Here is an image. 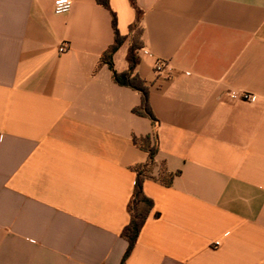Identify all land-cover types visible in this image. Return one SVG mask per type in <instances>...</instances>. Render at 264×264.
Here are the masks:
<instances>
[{
	"label": "crops",
	"instance_id": "obj_1",
	"mask_svg": "<svg viewBox=\"0 0 264 264\" xmlns=\"http://www.w3.org/2000/svg\"><path fill=\"white\" fill-rule=\"evenodd\" d=\"M71 1L0 0V264H122L139 171L154 207L124 264H264V0H109L156 122L102 61L111 11Z\"/></svg>",
	"mask_w": 264,
	"mask_h": 264
},
{
	"label": "trees",
	"instance_id": "obj_2",
	"mask_svg": "<svg viewBox=\"0 0 264 264\" xmlns=\"http://www.w3.org/2000/svg\"><path fill=\"white\" fill-rule=\"evenodd\" d=\"M99 4L107 8L111 11L112 14V22L115 30V43L104 53L102 57V61L109 65L111 70L113 71L114 81L121 85L130 87L136 91H138L142 96L141 105L138 108L134 109V113L150 118L152 121L156 122V117L151 109L150 101H149V87L146 82L135 73L136 67L140 63L139 50L142 47V43L140 42V35H134L133 42L128 50L127 60L129 63L128 71L118 73L114 69L113 63V55L118 51L120 46L124 43L125 38L120 36L118 28H117V16L111 10L109 0H96ZM132 5L136 8L138 19L141 17V10H139L136 6L135 0H130ZM135 142L139 144L141 147L146 149L149 152L150 163L154 161V157L158 151L157 139L155 143L152 145L151 138L145 137L142 139H135ZM145 176L139 171L137 174V179L134 188L133 198L129 204V212L131 216L130 223L124 228L122 232V236L128 240L129 246L122 260V264L125 263L126 259L132 253L138 237L142 231L146 220L150 216V213L154 207L153 200L145 195L143 190V184L145 181Z\"/></svg>",
	"mask_w": 264,
	"mask_h": 264
},
{
	"label": "built area",
	"instance_id": "obj_3",
	"mask_svg": "<svg viewBox=\"0 0 264 264\" xmlns=\"http://www.w3.org/2000/svg\"><path fill=\"white\" fill-rule=\"evenodd\" d=\"M71 7V0H55L54 2V12L58 15L67 13L71 9ZM67 50L68 44L66 43H63L59 48V52H66ZM155 71L158 75L172 73V69L169 67L168 62L164 60H158L156 62ZM229 95L232 100L254 102L257 99V96L248 93L239 94L237 92H231Z\"/></svg>",
	"mask_w": 264,
	"mask_h": 264
},
{
	"label": "rangeland",
	"instance_id": "obj_4",
	"mask_svg": "<svg viewBox=\"0 0 264 264\" xmlns=\"http://www.w3.org/2000/svg\"><path fill=\"white\" fill-rule=\"evenodd\" d=\"M138 35V34H137Z\"/></svg>",
	"mask_w": 264,
	"mask_h": 264
}]
</instances>
